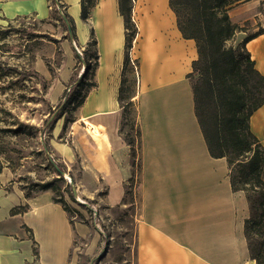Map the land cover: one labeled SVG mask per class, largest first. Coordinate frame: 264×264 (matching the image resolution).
Masks as SVG:
<instances>
[{
  "label": "crops",
  "instance_id": "obj_1",
  "mask_svg": "<svg viewBox=\"0 0 264 264\" xmlns=\"http://www.w3.org/2000/svg\"><path fill=\"white\" fill-rule=\"evenodd\" d=\"M59 1L73 20L75 43L85 48L93 38L97 54L92 74L95 85L75 109L86 130L80 134L76 125H71L76 130L72 132L76 144L87 151V175L79 179L89 186L82 189L86 190L82 198L94 199L103 185V203L118 205L124 197V183L136 174L139 210L134 264H256L244 233L249 215L245 193L232 189L226 158L210 156L194 113L188 74L197 58L196 43L177 28L169 1L132 0L131 17L137 33L129 55L137 65L134 70L129 63L130 68L124 70H133L137 78L130 97L139 131L135 164L121 131L118 93L126 31L118 0H95L86 19L77 11L80 0ZM227 13L233 24H247L254 32L258 26L264 29V0L239 2ZM48 14L47 0H0V21L23 16L43 19ZM246 31L244 27L237 31L232 42L248 35ZM61 48L63 63L56 68L58 78L53 74L49 90L55 100L77 63L68 36L61 41ZM245 48L264 75V31L247 40ZM34 59V71L51 79L41 59ZM58 121L53 135L60 128ZM249 127L264 149V104L250 115ZM53 142V157L62 154L69 159V150L63 146L61 151ZM14 176L4 165L0 171V264H79L81 250H76V238L84 243L82 254L95 252L101 232L91 231L92 225L82 213L83 219L71 223L63 206L52 200L51 191L27 198ZM19 206L26 208L11 212Z\"/></svg>",
  "mask_w": 264,
  "mask_h": 264
},
{
  "label": "trees",
  "instance_id": "obj_2",
  "mask_svg": "<svg viewBox=\"0 0 264 264\" xmlns=\"http://www.w3.org/2000/svg\"><path fill=\"white\" fill-rule=\"evenodd\" d=\"M171 9L176 15L177 28L183 37L191 38L196 43L197 58L192 62L191 71L188 74L192 86L194 100V113L196 114L199 127L202 130L204 141L207 144L211 157H225L229 167V180L233 190H243L248 202V217L244 220V233L247 241L248 252L256 264H264V149L260 141L253 135L249 127V117L254 109L264 104V75L254 66V61L248 54L245 43L251 37L264 31L263 28L244 36L240 41L228 44L241 26L230 21L227 13L233 0H168ZM95 0H80V17L86 19ZM120 15L124 18L125 27V53L124 68L119 85L118 99L122 106V124L130 120V129L134 133L126 132L124 138L131 146V158L135 164L136 145L139 138V131L135 126V116L128 117L130 108L134 103L130 99L134 88L128 84V75L125 74L129 68V50L132 40L137 31L131 17L133 7L132 0H118ZM62 19L65 21L68 37L76 48L73 20L65 12ZM95 44L93 38L87 43L80 57L75 50V65L66 88L73 92L67 97L66 91L62 98L55 104L52 117L48 118V126L54 127L58 118L69 106L75 110L81 105L87 91L94 86L93 70L97 64V54L92 49ZM89 47V49H88ZM93 59V64L87 57ZM79 64L84 66V71L77 74ZM49 67V66H48ZM81 67V66H80ZM52 73L50 67L48 68ZM35 74L38 77H42ZM196 78L193 80V77ZM44 84L46 79L42 77ZM64 100V101H63ZM134 112V108L132 110ZM52 119V120H51ZM74 119H65L63 127ZM7 130V129H5ZM18 132L19 128L7 130ZM46 154L48 149L42 141ZM53 168L55 177L41 183H33L28 176L30 186L20 181L19 186L23 189L25 197L34 193L49 190L52 192V200L59 202L67 211L70 222L75 218H82V214L74 208L65 198L68 193L70 200L76 201L75 195L69 183L64 182V177L59 175L58 170L63 166L48 158ZM4 164L0 161V171ZM13 172V168L7 166ZM33 186L35 188H33ZM103 188L98 194H105ZM124 198V197H123ZM123 198L121 203L123 202ZM87 204L91 205L94 199L84 198ZM120 203V204H121ZM119 204V205H120ZM88 207V206H85ZM26 207L19 206L11 209V212L22 211ZM89 208V207H88ZM91 213V209H88ZM71 213H74L71 214ZM75 216V217H74ZM95 218V217H94ZM96 223V220H93ZM80 254V253H79Z\"/></svg>",
  "mask_w": 264,
  "mask_h": 264
},
{
  "label": "rangeland",
  "instance_id": "obj_3",
  "mask_svg": "<svg viewBox=\"0 0 264 264\" xmlns=\"http://www.w3.org/2000/svg\"><path fill=\"white\" fill-rule=\"evenodd\" d=\"M50 1L51 7H49V14L46 18L33 19L23 16L0 21V161L12 167L15 177H19L23 184L30 186L33 183H41L55 177L48 161V158H53L55 162H60L63 170L72 178L78 198L84 201L82 193L86 190L82 189L88 187L89 184L84 186L79 178L87 175V151L76 144L72 133L75 129L71 125L74 123L79 133L82 134V130L86 128L85 122H80L75 116V110L68 106L63 116L58 118L60 120H57L60 128L54 135L53 127L48 126L47 123L48 118L53 115L55 104L63 96L62 93L55 100L50 96L49 90L54 75L57 76L56 68L63 63L64 59L61 41L68 36L65 21L62 19L66 12L65 7L59 0ZM244 1L246 0H233L232 5ZM241 27L247 30L245 33L248 35L254 32L247 24ZM261 28L258 26V29ZM232 39L233 37L227 43L233 44ZM76 47L78 50L74 49L82 57L84 48L78 45ZM34 56V60L40 58L47 69L50 67L52 70L51 79L42 76L46 79L45 84L42 77L35 74ZM87 60L90 64L94 62L89 56ZM80 66L81 64H79L77 73L83 69ZM126 73L129 78L128 84L133 87L137 80L136 74L131 69L126 70ZM195 78L196 76L193 80ZM64 91L67 97L73 92L71 89L69 91L64 89ZM132 110L133 108H130L129 118L133 117ZM69 117L74 120L63 127L65 119ZM125 123L121 129L122 133L124 135L126 132L134 133V128L130 129V120H125ZM12 128H19V131H7ZM42 141L48 149V154L42 146ZM52 141H55L53 142L55 146L59 148L64 146L69 150V159H64L62 154H56L53 157L50 145ZM28 176L33 183L28 182ZM63 177L64 182L61 183H69V177ZM262 177L264 179V173ZM87 180L89 181V178ZM102 187L103 185L100 190H103ZM123 188L124 203L120 205L111 206L103 203L105 195L95 193L92 198L95 199L96 204L88 206L91 213L83 204L70 200L68 193H65L68 203L83 214L86 218L85 222L92 225L91 231H95V228L101 232L98 247L91 256L82 254L84 243L76 238V250H81L78 254L79 264H134V227L139 210L136 174L124 183ZM91 192L94 191L91 190ZM71 214L74 215V213ZM94 219L96 223H93Z\"/></svg>",
  "mask_w": 264,
  "mask_h": 264
},
{
  "label": "water",
  "instance_id": "obj_4",
  "mask_svg": "<svg viewBox=\"0 0 264 264\" xmlns=\"http://www.w3.org/2000/svg\"><path fill=\"white\" fill-rule=\"evenodd\" d=\"M55 1H56V0H55ZM55 3H56V2H55ZM58 172H59V175H61V176H67V177H69V184H70V186H71V190L73 191V193H74V195H75L76 201H77L78 203H80V204H83L84 206H89V204H87V202L82 201V200H80V199L78 198L77 192H76V190H75L74 187H73V180H72V178H70V176H68V173H66V172H65L64 170H62V169L58 170ZM105 248H106V246H105ZM105 248H104V251H105Z\"/></svg>",
  "mask_w": 264,
  "mask_h": 264
},
{
  "label": "built area",
  "instance_id": "obj_5",
  "mask_svg": "<svg viewBox=\"0 0 264 264\" xmlns=\"http://www.w3.org/2000/svg\"><path fill=\"white\" fill-rule=\"evenodd\" d=\"M57 1V0H56ZM47 4L49 5V7H51V1L50 0H47ZM135 38V37H134ZM134 38H133V40H134ZM133 40H132V42H133ZM76 49L78 50V47H76ZM129 60H130V63H131V65L133 66V68H134V70H136V62H135V59H133L132 57H130V55H129ZM81 67L83 68L82 69V71L81 72H83V70H84V66L83 65H81ZM81 72H78L77 74L78 75H80L81 74ZM67 90V89H66ZM68 91V90H67Z\"/></svg>",
  "mask_w": 264,
  "mask_h": 264
},
{
  "label": "bare ground",
  "instance_id": "obj_6",
  "mask_svg": "<svg viewBox=\"0 0 264 264\" xmlns=\"http://www.w3.org/2000/svg\"><path fill=\"white\" fill-rule=\"evenodd\" d=\"M72 1H73V0H72ZM72 1H70V2H72ZM75 4H77V3H75ZM78 4H79V3H78ZM71 6H72V5H71ZM68 8H69V7H68ZM69 10H71V8H70ZM74 10H75V9H74ZM76 10H77V9H76ZM76 10H75V11H76ZM75 11H74V12H75ZM77 11H80V8H79V10H77ZM77 11H76V12H77ZM70 12H72V10H71ZM77 13H78V12H77ZM72 14L74 15V13H72ZM75 14H76V13H75ZM75 16H76V15H75ZM73 17H74V16H73ZM77 21H79V20L77 19ZM78 26H79V25H78ZM79 27H80V26H79ZM82 27H83V26H82ZM80 29H81V28H80ZM77 30H78V29H77ZM84 30H85V29H84ZM82 31H83V29H82ZM85 32H86V31H85ZM93 134H94L95 136L97 135V134H95V133H93Z\"/></svg>",
  "mask_w": 264,
  "mask_h": 264
}]
</instances>
